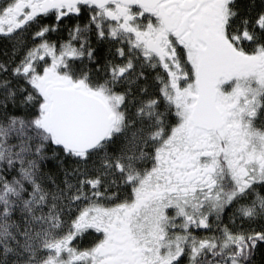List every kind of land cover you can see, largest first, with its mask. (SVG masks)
Instances as JSON below:
<instances>
[{"label":"snow or ice","instance_id":"obj_1","mask_svg":"<svg viewBox=\"0 0 264 264\" xmlns=\"http://www.w3.org/2000/svg\"><path fill=\"white\" fill-rule=\"evenodd\" d=\"M0 264H264V0H0Z\"/></svg>","mask_w":264,"mask_h":264}]
</instances>
